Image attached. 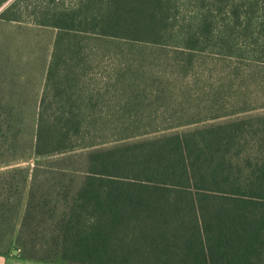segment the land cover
I'll use <instances>...</instances> for the list:
<instances>
[{
    "label": "trees",
    "instance_id": "1",
    "mask_svg": "<svg viewBox=\"0 0 264 264\" xmlns=\"http://www.w3.org/2000/svg\"><path fill=\"white\" fill-rule=\"evenodd\" d=\"M9 1L0 0V9ZM20 1L7 5L0 20L28 21ZM44 1L42 18L32 22L57 36L36 124V158L144 136L143 119H183L151 117L156 105L178 115L192 104L199 116L185 119H205L204 106L190 101V85L182 92L184 104L161 99L173 97L192 71L194 86L200 85L197 58L204 65L214 58L224 62L223 81L206 82L203 98L211 102L205 111L218 112L227 102L232 108L213 120L253 110L243 91L254 84L246 72L264 68V0H81L69 7ZM92 38L110 44L117 85L126 77L133 81L134 93L113 85L117 95L129 97L114 103L123 108L114 113L120 116L99 113L113 103L83 85L95 69L84 50ZM82 94L97 100L84 105ZM88 107L96 116L83 115ZM58 231L64 258L88 264H264V115L94 154Z\"/></svg>",
    "mask_w": 264,
    "mask_h": 264
},
{
    "label": "rangeland",
    "instance_id": "2",
    "mask_svg": "<svg viewBox=\"0 0 264 264\" xmlns=\"http://www.w3.org/2000/svg\"><path fill=\"white\" fill-rule=\"evenodd\" d=\"M12 1L10 0L5 7ZM80 1L60 0L66 7L79 4ZM20 6L23 7V15L28 21L11 24L0 20V65L11 63L14 59L16 63L20 62V60H26L30 65L40 64L42 61L45 68V58L54 49L57 31L50 27L36 25L32 21L39 20L37 17H40V12L46 9L47 1L22 0L20 1ZM29 25L37 27H30ZM4 42L6 43L4 44ZM84 45L87 63L91 68L95 69L94 71L86 72L83 85L94 86V94L100 93L99 91L104 94L103 96L98 95L99 99L105 103H113L110 108H108L109 105H105L99 113L112 115L116 112H123V108L120 109V106L114 105V103L120 102L119 100L121 99L127 100L129 97H120L115 91L120 89L118 88L120 86L126 94L134 93L130 90L133 86L132 79L126 77L121 85H117V80L113 77L112 71L116 62L113 58L114 55L108 53L111 48L110 44H101V42L96 41V38H92L86 40ZM93 47L95 55H91L93 54ZM9 51L11 56H8ZM104 54H106L105 57H102ZM171 55L173 54L171 53ZM217 62L219 63L218 65ZM202 63L203 61L197 58L195 70L197 69L198 72L196 76L201 79L200 85L194 86L193 83L196 77L192 75L194 73L192 71L191 75L186 77L184 81L180 80L178 82L181 84L179 87H175L172 90L173 92H170L173 93V97L165 96L161 99L178 101L177 103L184 104V102L180 101L184 99L182 92L185 91L184 86L190 85L191 88L188 93L193 97L190 101H195L197 104L204 106V109L200 107L204 112L201 116L205 117V119L200 121L185 119L186 117L197 118L199 116L197 106H192V104L181 106L179 108L180 114L178 115L169 110L171 107L166 108L164 105H156L157 108L154 106L151 109L153 111L151 112V117H156L155 119L180 117L183 119H143L138 122L139 124L148 125L147 134L144 136L123 141L118 143V145L111 143L49 158L39 159L34 157L36 120L34 119L33 111L35 106L18 105V103L10 105L6 103L8 99L0 91V253L9 252L15 248L21 250L23 255L30 258L53 260V258L60 257L61 242L56 232L58 227L55 222L63 219L61 217L62 214L70 210V205L83 188L89 174L91 157L94 154L117 146L153 140L163 135L189 133L248 116L264 115V68H253L250 72L248 70L245 76H248V74L254 75V80H251L254 84L245 88L244 90L246 91L242 90L247 92V98H244V101L247 104L251 103L253 110L233 117L213 120L212 117L214 115L218 113L224 115L232 108L227 102L226 106L224 105L225 107L221 105L218 112L208 111L207 113L205 111V105L208 107L209 102H211L208 100L209 102L206 103L205 101L207 100L203 98L206 91L209 90L208 86L210 84L208 82L216 86L223 81L220 75L223 74L224 62L214 58L208 60L206 65ZM165 73L167 74L168 72ZM209 75H212L211 78ZM237 82L238 80L236 79L234 88H236ZM113 85L118 87L115 89ZM193 86L194 88H192ZM108 90L109 92L105 93ZM239 91L241 92L240 88ZM238 97L236 102L240 99L239 95ZM80 98L79 100L83 104H89V102L92 103L97 100L96 97L87 99L84 94L80 95ZM231 99L234 100V97ZM149 100L152 101L155 98L151 97ZM88 108L84 110L83 115L96 116V109ZM145 110H143V115H141L143 117L148 115ZM138 114L140 115V113ZM114 116L120 115L114 114ZM111 119L104 118L103 120L104 122H113L114 125L121 122L114 118ZM93 127L96 128V123ZM27 177L29 184L27 182L26 186L24 182ZM25 187L26 190L24 192Z\"/></svg>",
    "mask_w": 264,
    "mask_h": 264
},
{
    "label": "crops",
    "instance_id": "3",
    "mask_svg": "<svg viewBox=\"0 0 264 264\" xmlns=\"http://www.w3.org/2000/svg\"><path fill=\"white\" fill-rule=\"evenodd\" d=\"M6 23H14L16 22H7ZM30 27H37L34 25H29ZM56 40V35H55ZM6 42H4L5 44ZM8 48L6 49L7 52ZM53 50L51 54L46 55V67L44 68L43 62L28 64L26 60H20L16 63L13 59L11 63L0 65V91L3 92V95L8 99L6 103L10 105H14L18 103V105H33L34 108V119H38L39 108L41 104L42 97L44 95L47 76L49 67L52 61ZM8 56H11L10 51L8 52ZM35 124V135L37 125ZM35 145V141H34ZM34 157L36 158L35 154ZM30 179V178H29ZM29 184V182H28ZM70 210L64 212L61 217L63 219L57 220L55 224H57L58 232L63 229V222L65 218L68 217ZM65 217V218H64ZM60 257L53 258V260H40L35 258H30L23 255L21 250H17L15 248L11 249L9 252L0 253V264H88L89 262L82 261H74L65 259L62 253V246ZM17 252L15 254L14 252Z\"/></svg>",
    "mask_w": 264,
    "mask_h": 264
},
{
    "label": "water",
    "instance_id": "4",
    "mask_svg": "<svg viewBox=\"0 0 264 264\" xmlns=\"http://www.w3.org/2000/svg\"><path fill=\"white\" fill-rule=\"evenodd\" d=\"M3 9H4V7H3V8H1L0 10L2 11ZM14 253H15V254H17V252H16V251H15Z\"/></svg>",
    "mask_w": 264,
    "mask_h": 264
}]
</instances>
